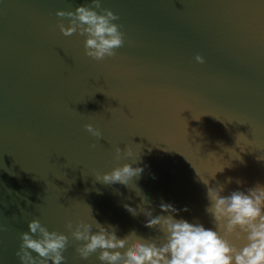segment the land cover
I'll return each mask as SVG.
<instances>
[{"label": "water", "instance_id": "95a60500", "mask_svg": "<svg viewBox=\"0 0 264 264\" xmlns=\"http://www.w3.org/2000/svg\"><path fill=\"white\" fill-rule=\"evenodd\" d=\"M89 2L0 0V264H19L32 219L69 235L66 264H99L80 259L66 227L90 209L120 237L155 235L123 207L139 209L142 196L95 177L135 156L146 171L133 182L155 214L172 203L205 227L200 179L225 167L210 180L232 177L225 194L264 184V0H102L125 38L102 61L85 55L79 33L59 29L70 18L57 11ZM116 147L134 157L117 160Z\"/></svg>", "mask_w": 264, "mask_h": 264}, {"label": "clouds", "instance_id": "9594fccd", "mask_svg": "<svg viewBox=\"0 0 264 264\" xmlns=\"http://www.w3.org/2000/svg\"><path fill=\"white\" fill-rule=\"evenodd\" d=\"M56 15L70 18L67 27L63 23L59 25L60 32L65 36L74 33L83 36L85 55L93 60L114 57L116 50L125 43L122 26L115 22L118 15L102 7V0H90L77 5L75 11L61 10ZM195 59L204 63L200 55ZM84 127L92 136L102 137L100 130L92 124ZM115 153L117 160L134 157L129 147L123 152L116 147ZM140 160V155L135 156L131 162L97 173L95 177L104 185L119 183L142 196L143 204L139 209L129 204L123 207L134 217L143 213L144 226L156 234L146 237L134 230L120 237L117 226L100 223L89 208V220L78 219L75 224L72 221L66 224L71 238L78 242L75 251L81 260H88L95 254L99 264H264V184L257 183L246 190L237 189L225 194L232 177L225 183H210L225 167L206 180L200 179L207 189L205 211L213 225L205 227L198 220L180 217V212H186L188 208L181 210L172 203L162 201L158 206L159 214H155L151 198L133 182L146 171L145 167L134 166ZM235 160L243 163L241 156ZM257 160L264 161V155L257 156ZM147 171L151 174L150 168ZM236 183L242 185L243 181L237 179ZM4 230L0 226V231ZM68 245L69 235L50 231L39 219H32L28 222V231L20 234L15 255L19 264H66L64 252Z\"/></svg>", "mask_w": 264, "mask_h": 264}]
</instances>
